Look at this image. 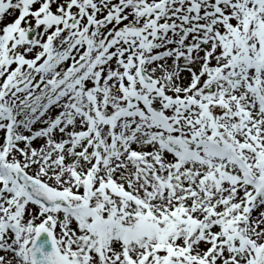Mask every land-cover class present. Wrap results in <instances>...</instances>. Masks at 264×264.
<instances>
[{
  "label": "snow or ice",
  "instance_id": "1",
  "mask_svg": "<svg viewBox=\"0 0 264 264\" xmlns=\"http://www.w3.org/2000/svg\"><path fill=\"white\" fill-rule=\"evenodd\" d=\"M0 264H264V0H0Z\"/></svg>",
  "mask_w": 264,
  "mask_h": 264
},
{
  "label": "water",
  "instance_id": "2",
  "mask_svg": "<svg viewBox=\"0 0 264 264\" xmlns=\"http://www.w3.org/2000/svg\"><path fill=\"white\" fill-rule=\"evenodd\" d=\"M40 241H47V248H46V250H48V251L51 250V243H50V240L47 237V233L41 234Z\"/></svg>",
  "mask_w": 264,
  "mask_h": 264
},
{
  "label": "rangeland",
  "instance_id": "3",
  "mask_svg": "<svg viewBox=\"0 0 264 264\" xmlns=\"http://www.w3.org/2000/svg\"><path fill=\"white\" fill-rule=\"evenodd\" d=\"M11 19H13V17H8V20H11ZM36 127H40V125H37ZM42 141H36V144H39V143H41ZM37 222H39V221H37Z\"/></svg>",
  "mask_w": 264,
  "mask_h": 264
}]
</instances>
